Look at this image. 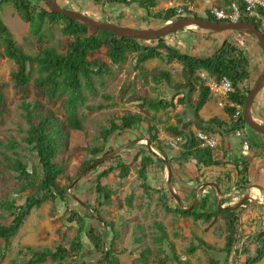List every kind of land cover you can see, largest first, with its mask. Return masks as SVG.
Wrapping results in <instances>:
<instances>
[{"label": "rangeland", "instance_id": "obj_1", "mask_svg": "<svg viewBox=\"0 0 264 264\" xmlns=\"http://www.w3.org/2000/svg\"><path fill=\"white\" fill-rule=\"evenodd\" d=\"M57 2L62 7L79 11L99 21L111 22L117 25L126 26L130 24L131 27L136 28L156 29L168 24V22L161 24L158 21L144 18L143 16L146 14L145 10L141 9L138 12L135 10L136 5L126 6L122 4L123 6L121 7L119 4H101L91 0H57ZM218 2L220 0H159L156 10H166L168 8H183L186 10L187 8L188 12L189 10H193L191 13H196L200 17H206L207 14H204L202 10L207 9L208 5L212 6L211 4H217ZM88 3L90 4L87 5ZM231 3L227 4V6L226 4L221 5L222 3H218L220 4L219 6H213L228 11ZM87 6L89 9L86 8ZM119 12L130 13L129 17L132 15L134 17L135 15L136 19L134 18L135 21L120 19L117 16ZM0 18L11 30L17 45L30 55L38 54L42 48L47 46L54 47L59 52L64 53L72 40L70 36L64 34L62 29L63 22L54 24L48 22V20L43 23L39 35H34L30 24L20 17L11 4L0 7ZM240 34H245L246 38L241 37ZM223 36H226V39L230 38V41L236 46L245 48L248 51L252 75L247 82V86L253 88L259 75L264 70V56L257 40L249 33L235 31L214 33L199 28L188 27L165 38L172 47L202 56L208 53L210 49L217 47L221 39L224 40L225 37ZM106 51L107 48L104 47L99 51L93 52L90 59H99L107 63L111 67L113 74L111 76H104L103 79L95 78V83L99 90L96 96H91L88 91L85 92L88 96L86 105L97 106L102 104L103 108L92 112L86 110L85 105L79 108L80 117H84V128L83 130L70 131L67 145L58 156L65 165V173L58 180L59 185L65 187L70 184L67 191L77 196L88 209H91L90 206L96 204L94 191L96 189L97 178L109 163H105L102 166H98L96 170L85 173L70 188L71 184L82 172L84 162L90 158L87 149L104 145L107 150L111 148L115 150L130 141L146 138V126L142 125L133 132L120 131L105 142L100 137L101 130L110 126L113 120L119 124L120 118L130 112H139L146 115L148 120L154 122L158 140L171 158L180 155L181 146L184 143L183 137H178L174 133L176 126L184 128L187 131L193 130L197 132V119L193 109L198 99L197 91L192 94L191 101H186V104H178L174 109L161 110L159 112L148 109L147 106L141 104L142 101L136 99L137 97L173 98L174 102L177 103L178 98H181L187 92L179 91L177 93L176 87L185 82L183 66L179 62L175 61L168 64L163 59L149 60L144 65L146 72L143 74L135 68L136 62L133 54L128 56L126 63L118 67L110 63ZM17 69L18 66L14 60L8 57L0 58V82L3 84L5 96L4 108H0V140L6 142L14 138L20 142L22 146L19 145L15 150L20 153L21 159L28 164L29 169H32L38 163L37 158L21 141L22 136L26 134V129L28 128L21 104L26 100L39 102L43 112H50L59 119H64L67 116L64 104L65 97L51 101L44 91L37 88L33 81L38 75L37 65H34L32 80L28 87L24 90L18 88L16 80L12 76V73ZM162 72L170 74L171 84L165 80L159 83L153 80L154 77L159 76ZM201 77L204 78L206 85L211 81V77L205 73H201ZM261 93L255 99L252 112L258 121L264 123V115L262 114L264 112V95ZM211 94V101L200 111L202 118L208 120L211 117H218L225 121L233 120V115L231 117L226 111L228 105H225L224 108L219 105L220 101H227L229 104L228 98L223 94L214 95L212 92ZM182 119L183 123L181 124L180 120L182 121ZM245 129L246 137L251 141H257L260 135L250 128ZM217 138L220 140V143L217 142L216 158H218V153L222 146H224V140L220 136H217ZM144 149H147L146 141L133 143L120 152V157L112 160V164L124 161L130 166L127 178L120 179L119 171H115L108 177L101 179L102 184L109 185L112 189L116 190V193L112 196L113 203L103 209L102 216L107 221L113 222L114 230L118 233V237L112 240L114 238L113 234L108 239V231L106 230V249L108 250L111 247L110 245H112L113 254L119 258L121 264H131L140 251L145 248L150 249L152 252L148 260L140 264H159L158 257L162 255L158 253V249L161 248L158 240L162 236V231L166 232L168 239L162 245L171 257L168 264H178L173 258L174 252L180 256L181 261H190L192 264H210L212 260L217 261L218 264H244L248 258L256 255L257 250L262 244V240L256 239L257 231L255 233L254 230H251L248 235L243 233L245 228L242 227L240 221L237 226V242L234 251L230 256H227L224 251L228 236L227 217L225 214L219 215L215 222L212 220L210 223H205L201 220H194L191 217L185 218L179 214L168 212L160 202L159 196L161 193L159 191L164 190L166 192V201L171 207L178 205V202L170 192L165 165L162 166L157 161L152 162L149 170L147 181L149 190L147 193L141 178V156L137 160L134 159L136 153ZM172 170H174L172 177L173 190L180 196L185 208L194 204V200L198 196H202L200 203L205 197L217 205L221 196L219 193L217 194L215 187L206 185L213 182L218 183L214 168L200 171L197 170L193 163L175 162L173 163ZM0 172H2L0 174V197L3 199L7 197L15 198L17 205L22 204L25 201L24 196L30 191H18L19 184L16 183L12 173L7 172L1 163ZM237 189L240 191L238 194L224 196L223 200L226 201L224 206L232 205L236 197H239L244 192L238 187ZM194 190L196 194L193 196L191 192ZM129 198L132 199L131 206L128 204ZM239 201L241 202V199ZM66 202L67 205L60 199L54 203L47 201L39 209L33 210L31 215L26 218L25 225L19 234L11 240V245L4 252V256H0V264L26 263L30 259V255L27 254V247L35 249L53 248L58 243L69 246L71 239L79 229V225L77 221L70 225L67 219L73 210L85 214L87 209H84V205L80 204L70 195ZM246 203L252 204L250 206L257 205L256 202L251 200V202L246 201L244 206L238 207L240 219L242 216L241 210H246ZM2 211L0 208V214ZM86 220L87 228L91 225L95 226L99 233L102 232V228L105 230L101 221L91 220L90 218ZM0 221L8 224L11 220L10 217H0ZM262 239L264 240V237ZM83 240L85 242L84 253L87 255L91 246L87 237H83ZM201 241L204 244H201ZM192 247L196 248L193 252L190 251ZM72 257H69L68 260H71ZM86 259L93 261L97 259L101 260L102 257L99 253H93L92 255L88 254ZM48 264H51V261ZM260 264H264V259Z\"/></svg>", "mask_w": 264, "mask_h": 264}, {"label": "trees", "instance_id": "obj_2", "mask_svg": "<svg viewBox=\"0 0 264 264\" xmlns=\"http://www.w3.org/2000/svg\"><path fill=\"white\" fill-rule=\"evenodd\" d=\"M91 1L101 4L137 5L140 9L145 10L146 14L144 18L158 21L161 24L180 17L198 16L196 13L188 12L187 8L185 12L180 15L177 13V8L156 10L159 0ZM8 4L13 5L20 17L30 24L31 31L34 35H39L43 23L48 20V22L54 24L63 22V32L65 35L70 36L72 40L64 53L59 52L54 47L47 46L42 48L38 54L30 55L17 45L11 30L0 18V58L8 57L17 64L18 69L12 73L13 78L16 80L17 87L23 90L28 87L32 80L34 65H37L38 75L33 79L34 84L39 90L44 91L51 101L65 97L64 104L67 113L66 118L59 119L50 112H43L39 102L26 100L21 104L23 116L28 125L26 134L22 136L21 141L37 158L38 163V165L32 167V169H29L28 164L21 159L20 153L15 150L19 145L22 146L20 142L14 138L6 142L0 140V163L6 168L7 172L12 173L14 176L16 183L19 184L18 191H30L24 196L25 201L19 205H17V200L15 198L7 197L3 199L0 197V208L3 210L0 217H10L11 220L8 224H4L0 221V256H4V252L11 245V240L19 234L20 230L25 225L26 218L31 215L33 210L39 209L47 201L54 203L58 199L65 202L67 205L66 201L67 198H69L67 188L70 184L65 187L59 185L58 180L65 173V165L58 156L67 145L70 131L83 130L84 128V117H80L79 108L85 105V109L89 112L103 108L102 104L97 106L86 105L88 96L85 92L88 91L91 96H96L99 90L96 86L95 78L103 79L104 76H111L113 74L111 67L107 63L99 59H90L93 52L99 51L104 47L107 48L106 53L110 63L118 67L126 63L128 56L133 54L136 62L135 68L143 74L146 72L144 67L145 63L153 59H163L168 64L177 61L183 66L185 82L178 85L176 89L178 91L177 93H179V91L187 92L183 94L181 98H178L177 103L174 102L173 98L160 99L137 97L136 99L142 101L141 104L143 106H147L148 109L154 112L174 109L178 104L184 105L187 100L188 102L191 101L192 94L197 91L198 99L193 106L197 119V132L202 131L210 136L218 132L223 138L226 135L234 137L236 131L242 129L243 136L239 137L243 139V141H241L242 144L244 140H248L253 143L254 147L264 148V143L261 144L257 141H251L246 137L245 128L249 127L243 120V115L238 122H234L233 120L225 121L218 117H211L208 120H204L200 115V111L211 101L212 96L209 86L205 84L204 78L201 77V73H205L217 81H220L223 77H227L234 87V92H231L227 97L229 103H238L244 108L247 95L251 90V88L247 86V82L252 75L251 60L245 48L238 47L232 41L224 39L221 44L212 48L208 53L202 56L194 55L190 52H184L178 48L172 47L165 37L141 40L120 37L111 32L89 28L87 25L74 21L62 14L51 12L46 0H0V7ZM64 8L69 9L67 7ZM206 13L207 16L204 17L205 19L217 21L214 17L209 15L207 11ZM242 21L252 22L264 32V26L259 20L252 17L242 18ZM153 80L156 83L165 80L171 84V76L168 72H162L159 76L154 77ZM4 105L5 96L3 84L0 82V108L3 109ZM226 111L232 117L235 112V107L228 105ZM180 123H183V119L182 121L180 120ZM142 125L146 126L145 137L149 139L153 147L168 160L171 169L175 162L193 163L197 170L200 171L207 168L231 164L237 171L238 178L236 185L238 188L241 191H245L250 186L251 182L248 179L250 162L246 156L241 154L239 158L236 159L228 154L226 160L216 158L217 148L202 146V141L197 138V132L193 130L187 131L184 130V128L176 126L174 133L178 137H183L184 143H182L180 155L171 158L158 140L154 122L148 120L146 115L139 112H130L123 115L120 118L119 124L113 120L110 126L101 130L100 137L107 142L120 131L133 132ZM257 134L264 137V135L260 133ZM87 150L90 154V158L84 162L81 171L88 168L93 162L100 158V154L103 156L114 149L111 148L107 150L106 146L99 145L93 148L90 147ZM120 155L121 153L99 165L102 166L105 163H109L97 178L96 189L94 191L96 204L90 206L91 209L83 206L84 209H87L85 214L73 210L72 214L68 217L67 222L70 225L75 221H77L79 225V229L76 235L71 239L70 245L65 246L62 243H58L53 248L44 249L27 247L26 250L27 254L30 255V259L24 264H48L49 261H51V264H95L99 262L100 259L89 261L86 259L88 254L92 255L93 253H99L102 258L104 257V229L102 228V232L99 233L95 226L91 225L87 228L86 219L90 218L91 220L105 222L106 230L108 231L107 238L109 239L111 234H113L114 237L112 240L118 237V233L114 230L113 222L107 221L102 216L103 209L113 203L112 196L116 193V190L112 189L109 185L102 184L101 179L108 177L115 171H119L120 179L128 177L130 166L126 162L122 161L112 164V160L116 157H120ZM140 156L141 178L144 183L143 186L148 193L149 185L147 181L152 162L157 161L162 166H164V163L156 158L148 150V147L147 149L138 151L134 159L137 160ZM97 168L98 166L90 171L96 170ZM173 171L174 170H172V172ZM1 173L2 172H0V174ZM159 193H161L159 196L160 202L168 212L179 214L185 218L191 217L194 220L210 223L212 220L215 222L219 215L225 214L227 217L228 236L224 251L227 256L232 254L237 242V226L240 221L238 209H219L217 205H210L209 198L204 197L196 209L192 211L180 210L179 205L171 207L167 203L166 192H164V190H160ZM192 195L194 196V193H192ZM225 202L226 201H223V204ZM128 204L129 206L132 205L131 198H129ZM83 237H87L91 246L87 255L84 253L85 242ZM263 237L264 230H261L257 233L256 239L262 240V244L257 250L256 255L248 258L244 264H257L264 259ZM165 240H168L167 234L165 231H162V236L158 240V243L161 244L158 253L162 255L158 257L159 264H168L171 259L165 247L162 246ZM201 244H204V242L201 241ZM110 246L112 247V245ZM111 247L107 250L108 257L106 261L100 264H121L119 258L113 254ZM195 249V247H192L190 251L193 252ZM151 252L152 251L148 248L142 249L131 264L146 262ZM71 256H73L72 259L68 260ZM173 258L178 264H192L190 261H181L180 256L175 252ZM210 264H218V262L212 260Z\"/></svg>", "mask_w": 264, "mask_h": 264}, {"label": "water", "instance_id": "obj_3", "mask_svg": "<svg viewBox=\"0 0 264 264\" xmlns=\"http://www.w3.org/2000/svg\"><path fill=\"white\" fill-rule=\"evenodd\" d=\"M49 9L51 12L57 13V14H62L63 16H66L74 21L83 23L87 25L89 28L95 29V30H103L107 32H111L115 34L116 36L120 37H127V38H135V39H141V40H151V39H158V38H164L168 35L177 33L178 31L188 28L192 25H196L197 28L202 29V30H207L211 31L214 33H222L225 31H235V32H245L252 34L255 39L257 40L259 47L261 51L263 52L264 55V32L257 27L256 24L248 21H238V22H220V21H212V20H207L204 17L200 16H187V17H180L172 21H168V24H165L164 26L160 28H149V29H143V28H136V27H131V26H123V25H117L111 22H104V21H99L97 19L91 18L89 16H86L82 14L79 11L73 10V9H66L62 6L59 5L57 0H46ZM264 88V70L262 73L259 75L256 84L253 88H251L249 94L247 95L245 104H244V111H243V120L247 124V126L252 129L253 131L260 133L264 135V123L258 121L253 115L252 108L255 102L256 97L258 94L263 90ZM141 141H146L148 150L158 159H160L166 169H167V174H168V186L170 189L171 194L175 197V199L178 202L180 210H188L192 211L197 208L198 204L200 203V200L202 196H198L195 199L194 204H192L189 208H185L182 204L181 198L179 195H177L172 186V177H173V172L171 169V165L168 162V160L165 159L157 150H155L152 147L151 142L147 138H139L133 141L128 142L127 144L109 152L108 154H105L98 158L95 162H93L88 168L83 170L76 180L71 184L72 188L76 182L87 172H89L91 169L94 167H97L101 165L103 162H106L110 158L114 157L121 151H123L125 148L129 147L133 143L141 142ZM208 186H213L218 190L219 195L221 198L218 201V208L219 209H228V210H235L240 206H244V203L246 201H250L252 199V196L250 194H244L243 199L241 202H239L236 205H229V206H224L223 205V199L224 195L222 193V190L220 189L219 185L217 183H208L206 184ZM70 196H72L74 199H76L80 204H83L86 206L77 196L74 194L70 193V191H67ZM258 205H262L259 203V201H256ZM104 225V236H103V247L105 250L104 257L97 263L95 264H100L104 262L107 257H108V251L106 249V224L105 222H102Z\"/></svg>", "mask_w": 264, "mask_h": 264}, {"label": "crops", "instance_id": "obj_4", "mask_svg": "<svg viewBox=\"0 0 264 264\" xmlns=\"http://www.w3.org/2000/svg\"><path fill=\"white\" fill-rule=\"evenodd\" d=\"M233 1L235 0H220V2L218 3H222L221 5L226 4L227 6V4H230ZM218 3L211 4V5L219 6L220 4ZM89 4L90 3H88L87 5ZM122 6L123 5H121V7ZM212 6L208 5L207 9L205 8L206 10L205 9L202 10L204 14H207L206 11L208 12V9ZM213 7H216V6H213ZM86 8L89 9L88 6ZM135 10L139 12L141 9L137 6ZM120 12L117 15L120 19H123V20L127 19V21L134 20V18L136 19L135 15L134 17L133 15L129 17L130 13L127 14L126 12H123V13H120ZM123 15H126V16H123ZM126 26H130V24H127ZM240 36L243 38H246L245 34L243 35L240 34ZM223 37H225L224 39H226V36H223ZM222 40L223 39H221V41L219 42L220 44L222 43ZM228 40H230V38ZM261 92L260 93L264 95V88ZM262 114L264 115V112H262ZM245 135H246V132H245ZM217 136H220L222 138V136L218 132L212 135V137L218 143H220V140H218ZM226 137H230V136L226 135L225 137L222 138L224 140V146H222V148L220 149V152L218 153V158L226 160L227 159L226 157L229 154L232 158L238 159L239 156L242 154L246 156L248 158V161L250 162L249 177H248V179L251 182L250 186L244 192H242V194H240L239 197H236L235 202L232 203V205H235L237 201H239L240 199L242 200L245 192L246 194H250V196H252V199H251L252 201L254 202L259 201V203H261L262 205L257 204L256 206H250L252 204L246 203L247 204V206H245L246 210H241L242 216H241L240 222H241L242 227L245 228L243 233L248 235L251 230H254V232L255 231L260 232L262 229L264 230V148L254 147L253 143L250 142L249 150L244 152L242 150V143H241V141H243L242 138L238 137L239 139H236V137H233V136H231L230 138H226ZM257 142L261 144L264 143V137L258 136ZM233 167L234 166H232L231 164H225L220 167L214 168L216 170L215 171L216 177H217L216 179H218V182H219V184L218 183L217 184L222 190V193L224 194V196L235 195V193L238 194L240 192L237 189L238 186L235 185L238 177H237V171ZM229 188L230 189L232 188V189L230 190ZM192 193L196 194V191L194 190L191 192V194ZM217 194H218V190H217ZM210 205H215V204L214 202H210ZM217 207H218V203H217ZM260 262L257 264H260Z\"/></svg>", "mask_w": 264, "mask_h": 264}, {"label": "built area", "instance_id": "obj_5", "mask_svg": "<svg viewBox=\"0 0 264 264\" xmlns=\"http://www.w3.org/2000/svg\"><path fill=\"white\" fill-rule=\"evenodd\" d=\"M241 1V3H240ZM193 10H189L191 13ZM185 10L183 8H178V15L183 14ZM209 15L214 17L217 21L220 22H238L241 21L242 18H255L259 20L264 26V0H239L233 1L229 7V10L226 11L224 9L218 7H210L208 9ZM211 81L207 83L211 92L214 95L223 94L225 97L231 92H234V87L230 80L227 77H223L220 81L210 78ZM219 105L223 108L225 105H229L231 107H235V112L233 114V121L238 122L240 117L243 115L244 108L238 103H229L227 101H220ZM236 137L243 136V130L238 129L235 133ZM197 138L202 141V146H209L211 148L217 147V141L210 136L209 134L198 131ZM250 148V142L248 140H244L242 144V150L248 151Z\"/></svg>", "mask_w": 264, "mask_h": 264}, {"label": "bare ground", "instance_id": "obj_6", "mask_svg": "<svg viewBox=\"0 0 264 264\" xmlns=\"http://www.w3.org/2000/svg\"><path fill=\"white\" fill-rule=\"evenodd\" d=\"M190 27H191V28H197L196 25H192V26H190ZM190 27H189V28H190Z\"/></svg>", "mask_w": 264, "mask_h": 264}, {"label": "clouds", "instance_id": "obj_7", "mask_svg": "<svg viewBox=\"0 0 264 264\" xmlns=\"http://www.w3.org/2000/svg\"><path fill=\"white\" fill-rule=\"evenodd\" d=\"M244 111V110H243Z\"/></svg>", "mask_w": 264, "mask_h": 264}]
</instances>
